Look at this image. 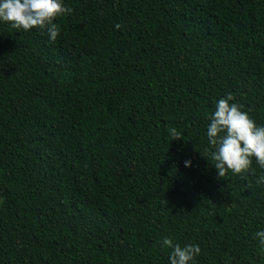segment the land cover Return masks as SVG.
Listing matches in <instances>:
<instances>
[{"label":"trees","instance_id":"1","mask_svg":"<svg viewBox=\"0 0 264 264\" xmlns=\"http://www.w3.org/2000/svg\"><path fill=\"white\" fill-rule=\"evenodd\" d=\"M63 4L55 42L0 21V264H264V169L205 152L229 93L264 126V0Z\"/></svg>","mask_w":264,"mask_h":264},{"label":"clouds","instance_id":"2","mask_svg":"<svg viewBox=\"0 0 264 264\" xmlns=\"http://www.w3.org/2000/svg\"><path fill=\"white\" fill-rule=\"evenodd\" d=\"M72 9L65 7L63 0H0V21L11 25L13 29L29 31L38 29L42 34L46 32L50 42H55L60 29L54 23L58 17L70 15ZM119 27V25H117ZM234 96L229 93L219 99L215 111L209 116L207 127L208 148L211 149V158L218 178L228 173L246 177L251 170L253 160L264 169V126L256 123L241 110L238 103H230ZM171 140L181 139V133L174 127L169 129ZM185 162V167L190 166ZM264 184V174L256 181ZM259 246L264 252V231L255 234ZM162 248L172 249L169 255V264H195L201 249L198 245L181 247L171 238L162 240Z\"/></svg>","mask_w":264,"mask_h":264}]
</instances>
